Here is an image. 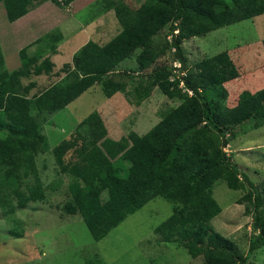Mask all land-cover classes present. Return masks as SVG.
I'll use <instances>...</instances> for the list:
<instances>
[{"label": "trees", "instance_id": "16d2710c", "mask_svg": "<svg viewBox=\"0 0 264 264\" xmlns=\"http://www.w3.org/2000/svg\"><path fill=\"white\" fill-rule=\"evenodd\" d=\"M46 1L67 6L75 0L0 3L9 22H15ZM120 2H98L99 13L115 10L121 27L116 35L105 44L89 40L75 56V65L66 62L58 71L65 75L38 93H32L36 82L25 79L52 72L55 63L50 54L57 53L65 38L63 31L54 28L21 48V64L15 69L4 64L0 52V204L4 213L14 215L47 199L36 147L49 146L44 126L50 117L96 86L107 98L127 93L128 101L137 105L158 87L179 103L163 112L145 134L132 130L127 141L113 142L111 148L122 151L116 159L100 143L108 128L99 109L82 119L77 134L52 148L57 172L70 176L67 198L59 207L67 215L80 214L98 241L150 200L163 197L173 208L155 227L162 242L184 247L202 264H245L264 246V194L224 147L237 137V127L264 125V88L254 93L244 90L237 104L228 106L225 83L240 76L228 50L192 65L184 42L264 14V0H144L134 12ZM163 32L166 44L153 46ZM31 46L35 47L32 52ZM165 56L170 62L158 63ZM127 59H135L137 69L119 72L120 63ZM129 68L137 73L131 78L135 84L131 90ZM81 124H88V134L80 130ZM219 179L231 189L247 190L237 200L247 204L245 212L253 219L246 256L211 224L221 210L213 191ZM21 224L16 220L17 229L10 233L23 236Z\"/></svg>", "mask_w": 264, "mask_h": 264}, {"label": "rangeland", "instance_id": "374dc122", "mask_svg": "<svg viewBox=\"0 0 264 264\" xmlns=\"http://www.w3.org/2000/svg\"><path fill=\"white\" fill-rule=\"evenodd\" d=\"M120 1V5L132 12L144 2ZM98 2L100 0H75L67 6L43 2L31 8L16 24L9 22L4 4L0 3V52L4 56V64L11 70L20 66L21 48L44 33L60 28L65 38L59 42L57 53L50 54L55 63L52 72L25 80L27 83L36 82L32 93H38L61 79L65 73L60 74L58 71L66 62L74 66L75 56L89 40L105 44L121 28L116 20L115 10L99 13ZM80 26H84L83 29ZM263 39L264 14L218 28L205 36L188 39L184 42V49L189 64L192 65L205 56L228 50L240 72L239 77L225 83L229 91L226 104L234 106L244 90L254 93L264 88ZM164 44L166 36L163 32L156 36L153 46L162 47ZM33 50L35 47L31 46L29 51ZM170 60L169 56L160 57L158 63ZM175 64L179 66V63ZM119 66L121 73H124V68L137 69L135 59H127ZM126 71H130L127 82L128 90H131L135 85L131 78H135L137 73L130 68ZM128 98L127 93L123 92L107 98L96 86L48 119L44 133L49 146L36 147L37 163L47 199L20 208L14 215L8 216L0 204V264H93L92 261L100 264L203 263L201 258L192 259L184 247L162 242L161 235L155 233V227L172 213L173 204L163 197L150 200L98 241L94 239L80 214L67 215L60 208L67 198L70 176L57 172L51 150L63 139L77 134L75 130L82 119L99 109L108 128L107 137L100 143L103 142L104 149L116 159L122 151L111 148L113 142L119 144L127 141L126 137L132 130L145 134L160 121L163 112L179 103L178 99L168 98L158 87L140 105L130 103ZM88 128V124L80 126V130L86 134L89 132ZM236 132L237 137L224 149L264 194V125L256 129L245 125L237 127ZM71 155L72 151L66 156L67 160ZM2 172L0 170V174ZM246 188H249L248 184ZM213 191L221 210L212 218L211 224L218 232L234 240L241 253L246 256L253 219L251 213L245 212L247 204H239L237 200L247 190L231 189L225 180L219 179L215 182ZM16 220L25 226V233L21 237L10 233L11 229L16 228ZM245 264H264V246Z\"/></svg>", "mask_w": 264, "mask_h": 264}, {"label": "crops", "instance_id": "0c3cea01", "mask_svg": "<svg viewBox=\"0 0 264 264\" xmlns=\"http://www.w3.org/2000/svg\"><path fill=\"white\" fill-rule=\"evenodd\" d=\"M47 3H52V2H51V1H46V2H44V4H47ZM25 16H26V15H25ZM22 18H24V16H23ZM22 18L18 19L17 21H15V22H13V23H15V24L18 23V21H19V20H22ZM88 26H90V25H88ZM83 27H84V26H83ZM83 27L80 26V29H83Z\"/></svg>", "mask_w": 264, "mask_h": 264}]
</instances>
